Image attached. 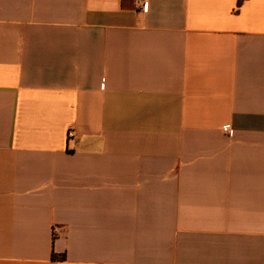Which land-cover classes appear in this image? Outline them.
Instances as JSON below:
<instances>
[{"label":"crops","instance_id":"0c3cea01","mask_svg":"<svg viewBox=\"0 0 264 264\" xmlns=\"http://www.w3.org/2000/svg\"><path fill=\"white\" fill-rule=\"evenodd\" d=\"M138 1L0 0V264H264V0Z\"/></svg>","mask_w":264,"mask_h":264},{"label":"built area","instance_id":"2783aa9c","mask_svg":"<svg viewBox=\"0 0 264 264\" xmlns=\"http://www.w3.org/2000/svg\"><path fill=\"white\" fill-rule=\"evenodd\" d=\"M138 6L142 7L144 10H147V7H148V3L145 1V0H139L137 2ZM222 131L224 133H226L227 135H233V128L231 125H225L222 127ZM68 136L70 137V139L74 138L75 137V132L73 129H70L68 131Z\"/></svg>","mask_w":264,"mask_h":264},{"label":"trees","instance_id":"16d2710c","mask_svg":"<svg viewBox=\"0 0 264 264\" xmlns=\"http://www.w3.org/2000/svg\"><path fill=\"white\" fill-rule=\"evenodd\" d=\"M239 5H241V3Z\"/></svg>","mask_w":264,"mask_h":264}]
</instances>
